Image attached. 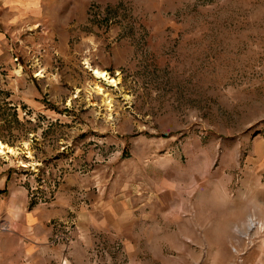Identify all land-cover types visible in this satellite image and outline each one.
<instances>
[{
	"label": "rangeland",
	"instance_id": "rangeland-1",
	"mask_svg": "<svg viewBox=\"0 0 264 264\" xmlns=\"http://www.w3.org/2000/svg\"><path fill=\"white\" fill-rule=\"evenodd\" d=\"M43 8L0 28V264H33L15 221L59 197L50 264L92 216L86 264H264V0Z\"/></svg>",
	"mask_w": 264,
	"mask_h": 264
},
{
	"label": "crops",
	"instance_id": "crops-1",
	"mask_svg": "<svg viewBox=\"0 0 264 264\" xmlns=\"http://www.w3.org/2000/svg\"><path fill=\"white\" fill-rule=\"evenodd\" d=\"M43 7L44 0H0V28L2 29L4 24L13 20L16 21L20 14L43 12ZM4 39L0 32V53ZM66 205L69 206L68 202L59 197L52 206L39 205V209L35 208L34 211L23 213L21 222L15 221L19 236L26 239L25 255L32 260L33 264H50L53 257L60 255V248L49 243L51 229L47 222L56 215L64 216L67 212ZM89 219L88 224L85 217L80 220L83 230L81 229L80 238L74 244L75 264H86L84 244L92 241L88 227L95 225L96 222L94 216Z\"/></svg>",
	"mask_w": 264,
	"mask_h": 264
},
{
	"label": "bare ground",
	"instance_id": "bare-ground-1",
	"mask_svg": "<svg viewBox=\"0 0 264 264\" xmlns=\"http://www.w3.org/2000/svg\"><path fill=\"white\" fill-rule=\"evenodd\" d=\"M88 60V59H86ZM90 61H86L85 63H88V68H90V70L92 71V74H94L95 77L104 80L106 83L110 84V85H118L121 82V77H114L112 75H110V73L98 66H92L90 63ZM23 69L22 67L17 69V73L18 74H22ZM42 74V73H40ZM94 89L98 92V93H105V88L104 85L100 82H97L95 84ZM105 103L108 105V107L112 106V99L110 100L108 96H105ZM25 148L27 149V152L29 153V156H32V151L30 150V146L29 143L26 142L25 143ZM20 153V149L18 147H13L11 145H9L8 143L0 140V154L7 156V157H11V156H16L17 154ZM21 164H25L24 162H21ZM33 168H36L35 164H32ZM251 226V223H250ZM246 235H248V233H245ZM236 250V249H235Z\"/></svg>",
	"mask_w": 264,
	"mask_h": 264
}]
</instances>
